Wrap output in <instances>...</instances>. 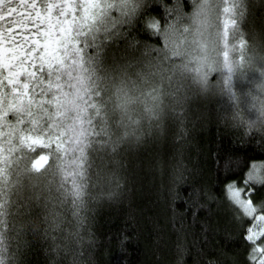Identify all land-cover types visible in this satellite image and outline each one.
I'll use <instances>...</instances> for the list:
<instances>
[{"label": "trees", "instance_id": "16d2710c", "mask_svg": "<svg viewBox=\"0 0 264 264\" xmlns=\"http://www.w3.org/2000/svg\"><path fill=\"white\" fill-rule=\"evenodd\" d=\"M237 7L226 40L217 43L210 22L206 55L180 40L175 59L170 42L188 24L190 0H144L117 44L132 66L102 86L99 159L89 156L77 197L43 173L12 242L4 236L3 264H250L248 221L235 219L223 187L264 164V0ZM151 20L177 31L165 40L146 29ZM253 199L264 201V187Z\"/></svg>", "mask_w": 264, "mask_h": 264}, {"label": "snow or ice", "instance_id": "6c2138e0", "mask_svg": "<svg viewBox=\"0 0 264 264\" xmlns=\"http://www.w3.org/2000/svg\"><path fill=\"white\" fill-rule=\"evenodd\" d=\"M143 3L0 0V256L6 247L4 236L10 234L12 242L16 235V217L44 190L43 173L58 174L60 184H70L77 197L79 182L91 166L89 156L99 159L102 146L97 141L106 139L99 133L108 111L101 107L107 103L102 86L132 66L117 44ZM190 3L187 26L178 29L179 40L170 42L175 59L180 58V40L205 56L204 35L210 22L220 44L227 39L229 23L236 25L243 11L237 7L239 0ZM145 27L165 40L177 31L175 23L162 31L156 20ZM235 48H242V43ZM221 54L229 56L227 44ZM37 148L46 151L34 157ZM261 169L264 164L251 163L239 183L233 179L223 187L235 219L248 221L243 239L249 245L250 264H264V201L253 199L264 187ZM191 211L197 214L196 207Z\"/></svg>", "mask_w": 264, "mask_h": 264}]
</instances>
